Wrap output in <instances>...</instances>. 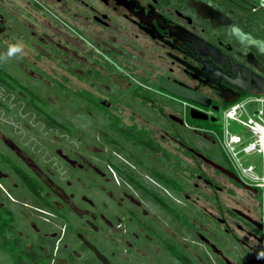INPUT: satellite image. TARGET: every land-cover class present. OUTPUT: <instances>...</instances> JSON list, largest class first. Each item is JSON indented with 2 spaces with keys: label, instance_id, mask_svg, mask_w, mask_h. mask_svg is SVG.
Returning <instances> with one entry per match:
<instances>
[{
  "label": "flooded vegetation",
  "instance_id": "flooded-vegetation-1",
  "mask_svg": "<svg viewBox=\"0 0 264 264\" xmlns=\"http://www.w3.org/2000/svg\"><path fill=\"white\" fill-rule=\"evenodd\" d=\"M16 44L0 264H105L93 247L110 264H264V191L209 127L264 94L263 0H0V56Z\"/></svg>",
  "mask_w": 264,
  "mask_h": 264
},
{
  "label": "built area",
  "instance_id": "built-area-1",
  "mask_svg": "<svg viewBox=\"0 0 264 264\" xmlns=\"http://www.w3.org/2000/svg\"><path fill=\"white\" fill-rule=\"evenodd\" d=\"M253 104L254 109L250 108ZM231 122L242 129L233 132ZM222 123V132L217 137L232 167L248 184L264 190V94L246 96L230 103L223 112ZM253 154L261 156L260 166L245 164L246 156Z\"/></svg>",
  "mask_w": 264,
  "mask_h": 264
},
{
  "label": "rangeland",
  "instance_id": "rangeland-1",
  "mask_svg": "<svg viewBox=\"0 0 264 264\" xmlns=\"http://www.w3.org/2000/svg\"><path fill=\"white\" fill-rule=\"evenodd\" d=\"M0 91L4 93L3 89H0ZM254 105L255 104L250 105V108H252V109L256 108V106H254ZM222 117H223V114H222ZM222 117H221V123H220V128H219L221 130V132H222V129H223ZM230 129L233 132H239L242 129V127L240 125L236 124L235 122H231ZM221 132L219 131V134H221ZM261 161H262V158H261V156L259 154L248 155L245 158V164H255V165L258 164L260 166L261 165Z\"/></svg>",
  "mask_w": 264,
  "mask_h": 264
},
{
  "label": "water",
  "instance_id": "water-1",
  "mask_svg": "<svg viewBox=\"0 0 264 264\" xmlns=\"http://www.w3.org/2000/svg\"><path fill=\"white\" fill-rule=\"evenodd\" d=\"M170 90L174 91L175 93L177 94H180L181 96L183 97H187L189 98L191 101H199L198 100V97L192 93V94H189V93H183V92H179L178 90H175V89H172L170 88ZM253 95H256V94H253ZM193 111H195V109H193ZM193 117L194 118H207L206 116L204 115H197V114H193ZM93 249L95 250L97 256L105 263V264H110L109 260L96 248V247H93Z\"/></svg>",
  "mask_w": 264,
  "mask_h": 264
},
{
  "label": "clouds",
  "instance_id": "clouds-1",
  "mask_svg": "<svg viewBox=\"0 0 264 264\" xmlns=\"http://www.w3.org/2000/svg\"><path fill=\"white\" fill-rule=\"evenodd\" d=\"M22 47H23L22 44H16L11 46L6 56H0V60H7L15 56L17 53L22 51ZM257 259H264V252L258 253Z\"/></svg>",
  "mask_w": 264,
  "mask_h": 264
},
{
  "label": "trees",
  "instance_id": "trees-1",
  "mask_svg": "<svg viewBox=\"0 0 264 264\" xmlns=\"http://www.w3.org/2000/svg\"><path fill=\"white\" fill-rule=\"evenodd\" d=\"M209 127H210V128H214V129H216V130H218V131L221 132V130L219 129V126L217 127V126H215V125H210Z\"/></svg>",
  "mask_w": 264,
  "mask_h": 264
},
{
  "label": "crops",
  "instance_id": "crops-1",
  "mask_svg": "<svg viewBox=\"0 0 264 264\" xmlns=\"http://www.w3.org/2000/svg\"><path fill=\"white\" fill-rule=\"evenodd\" d=\"M212 133V132H211Z\"/></svg>",
  "mask_w": 264,
  "mask_h": 264
}]
</instances>
